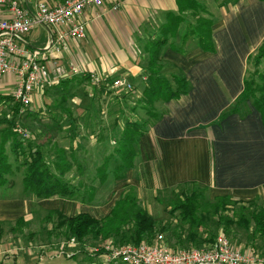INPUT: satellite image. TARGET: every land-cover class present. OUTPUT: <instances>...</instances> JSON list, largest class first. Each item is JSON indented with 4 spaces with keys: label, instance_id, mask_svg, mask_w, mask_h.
Returning a JSON list of instances; mask_svg holds the SVG:
<instances>
[{
    "label": "crops",
    "instance_id": "crops-1",
    "mask_svg": "<svg viewBox=\"0 0 264 264\" xmlns=\"http://www.w3.org/2000/svg\"><path fill=\"white\" fill-rule=\"evenodd\" d=\"M64 1L29 0V7L34 10L36 2L54 6ZM176 7V0H113L99 8H87L82 16L85 38L69 42V51L57 62L65 68L78 57L83 70L127 82L131 93L141 96L142 91L135 85L139 81L144 86V45L149 38L160 37L165 15L175 12ZM209 16L213 53L202 51L192 42L182 54L168 45L162 47L161 63L172 69L170 73L187 79L188 93L164 104L163 117L139 141L136 169L127 174L136 182L142 169L158 190L195 182L207 188L209 199L230 196L243 202L257 198L264 202L261 116L248 102L239 112L222 117L241 95L247 58L264 39V2L240 0L209 11ZM44 30L40 27L27 36L33 47H41ZM169 42L179 45V38L170 37ZM13 80L9 76L8 81ZM110 89L111 96L118 99L130 92ZM21 194L0 198V221L30 219L33 205L52 207L49 210L66 216L73 215L69 212L76 208L88 209L62 199L34 203L23 195L22 184Z\"/></svg>",
    "mask_w": 264,
    "mask_h": 264
},
{
    "label": "trees",
    "instance_id": "trees-1",
    "mask_svg": "<svg viewBox=\"0 0 264 264\" xmlns=\"http://www.w3.org/2000/svg\"><path fill=\"white\" fill-rule=\"evenodd\" d=\"M176 1V11L165 15L160 37L149 38L144 45L143 54L146 55V59L142 69L145 78L141 96L134 99L130 96L133 95L132 93L124 92L121 98L114 97V105L117 108L113 110L116 111V114L110 121V128H104L107 121L102 119L104 111L101 104H104L106 99H102L101 104L96 107V102L99 104V101L96 100L95 95L99 96L104 93L106 96H111L113 91L110 89V85L114 81V77L107 76L105 83L97 87L90 83L88 76L80 74L65 77L59 81L57 86L47 88V91L54 88V92L50 93L53 99L49 100V104H45L46 100L43 102V106L47 108L46 111L51 114L48 113L46 124L42 122L39 125L41 126V137H47V144L51 149L52 156L48 155L50 149L44 152L43 146L39 144L38 147L35 144L32 148H28L33 142L19 140L14 128L13 132L8 129L2 135L0 134L2 146L11 141V152L15 155V160L19 165L17 169L23 170L21 178L23 195L29 196L34 203L40 200L62 199L90 205L94 202L95 194L101 184L108 179L117 183L124 180L129 171L136 169L139 158L138 144L141 137L163 117L165 114L164 104L176 101L188 93L187 79L183 75L170 73L172 69L161 63L159 54L162 47L168 45L173 51L182 54L186 51L184 47L187 42H192L196 43L199 49L204 52L213 53L215 51L211 39L212 21L202 16L206 10L205 6L198 0ZM217 1L221 7H226L235 5L240 0ZM259 1L264 2V0ZM190 18H194L193 23ZM170 37L172 40L180 37L179 45L169 42ZM89 83L94 87L91 89L93 91L91 99L85 90L80 89L84 85L85 87L90 86ZM243 87L241 95L222 117L239 112L240 107L250 102L264 123V39L255 52L247 58ZM76 92L80 94L78 105L72 104ZM6 99L13 101L12 96H8ZM157 104L161 105L162 112L156 110ZM19 105L18 103L17 106ZM108 110L110 114H114L112 108H108ZM73 111L77 113L74 114ZM91 113L97 120L100 119L102 125L105 121L96 145L101 144L102 147L104 136L113 133L115 147L111 154H101L98 159L99 163L93 169L94 175L89 176L84 163L85 157L77 154L80 153L82 147L77 144L80 143V140L75 137L77 135L82 137L78 132L80 129L91 128ZM26 116L28 115L26 114ZM97 120L95 123H98ZM116 130H119V134ZM61 132L64 135L62 139L64 141L69 139L71 142L69 151L64 145L58 143L59 139L56 136ZM76 140L77 142H75ZM1 152L0 170H5V173L11 170V165L7 163V157L3 154L2 148ZM73 169L75 172L71 173V176L77 179L76 186L66 178V174ZM1 175L0 173V177ZM5 184L3 178L0 179V189L6 187ZM9 185L13 186V184ZM135 188L132 185H125L117 198L111 196L106 204L108 206L113 203L112 207L107 214L100 218H95L87 213L66 216L57 210L49 211L48 216H55L56 229L61 230L67 239L78 242L77 244L80 246H84L83 244L88 242H101L108 244L113 249L139 246L144 242H154L152 245H156L158 236L165 239L163 243L168 244L173 249L172 252L179 251L177 249H181L187 244L192 247L201 244L210 245L215 242L213 241L215 235L207 240L202 237V234L199 235V231L204 229L205 223L211 220L210 216H216L214 226L227 234L237 233L241 230L248 234V239L254 235L264 239V202L258 198L248 202L234 200L230 196L207 199L206 187L195 182H185L177 187V189L183 190L180 194L181 201L176 202L169 210L170 214L177 213V224L166 222L157 226L153 216L140 204L135 194ZM17 221L22 222L21 218ZM181 229L186 232V236L178 232ZM175 234L177 235L174 236ZM169 240L175 241L176 244L172 246ZM233 248H237V246L233 245ZM244 251L262 258L250 250Z\"/></svg>",
    "mask_w": 264,
    "mask_h": 264
},
{
    "label": "rangeland",
    "instance_id": "rangeland-1",
    "mask_svg": "<svg viewBox=\"0 0 264 264\" xmlns=\"http://www.w3.org/2000/svg\"><path fill=\"white\" fill-rule=\"evenodd\" d=\"M202 5L205 6V12L203 13L204 18L209 19V11L214 12V10L219 9L220 3L219 1H212V0H198ZM208 13V15H207ZM209 16V17H208ZM192 23L194 18H190ZM213 19L216 20L214 17ZM210 20L211 17H210ZM190 21V23H191ZM43 41H45V38L43 36ZM181 41V38L179 37V43ZM191 43V42H190ZM44 42H39V45L42 46ZM191 44H186V46L190 47ZM188 50V48H186ZM77 62V63H76ZM76 65L80 66L82 65L81 61L76 57ZM87 68V66H85ZM80 68H82L80 66ZM85 70V69H84ZM80 75V74H78ZM98 76L106 79L108 74H97ZM62 80V79H61ZM60 80V81H61ZM123 82L122 80H120ZM1 87H0V134L2 135L6 130H12L13 128L16 132L17 138L19 140H26L31 141L32 144L31 147L28 146V148H32L35 144L38 147V144L43 146V151L46 152L50 149V147L47 144V137L42 138L41 137V126L40 123L47 120L50 112L46 111V106H43V102L46 100L45 104H49V100L53 99V96H50L51 92H54V88L49 89L47 91L48 87L42 88V91L35 93L32 98V102L28 107H22L21 105H18V102L10 100L7 101V97L11 96V93L13 88L11 86V83L8 81V79H3L1 81ZM127 83V82H124ZM90 84V83H89ZM56 84L55 86H57ZM135 85V84H133ZM53 86V87H55ZM139 89V91H142L143 87L139 81H136V85ZM91 87V88H90ZM94 87L90 84V86H82L80 89L85 90L86 94L90 99L92 98L91 95L93 94ZM136 89V88H135ZM92 91V92H91ZM48 92V94H47ZM83 92V91H82ZM132 91L128 92L131 93ZM138 94L130 95L134 99L137 98ZM93 96V95H92ZM96 100L99 101V104L96 102V107H98L101 104L102 99H106V102L104 104H101L103 107L104 114L102 115V119L107 121V125H105V121H103L102 125L100 119L97 120L95 116H93V113H91L92 116H90V119L92 122L91 128L88 129H80L79 135L82 137H77L80 140V143H77L82 147L80 153H77L78 155H83L86 159L84 163L87 166V170L89 173V176L94 175V170L97 164L99 163V158L101 157V154H111L114 147H115V138H113V133L104 134V144L101 147V144L96 145L98 143V139L101 133V128L104 126L105 129L111 127V122L116 114L115 108H117L114 105V97L112 96H106L104 93L99 94V96L96 94ZM111 97V98H110ZM140 97V96H138ZM80 102V94L79 92H76L74 94V98L72 100V104L78 105ZM113 102V103H112ZM157 111L162 112V107L160 104H157ZM130 107V106H129ZM109 109L112 108V111L114 114H110ZM39 114V118L37 114ZM76 114L77 112H74ZM26 114L28 116H26ZM51 114V113H50ZM101 117V116H100ZM39 120V121H38ZM96 120L98 123H95ZM110 125H109V124ZM122 124V123H121ZM104 129V130H105ZM103 130V131H104ZM119 134V130H116ZM63 132V131H62ZM62 132L56 136L59 140V144L64 145L66 150L69 151L70 147V140L65 139V141L62 139L64 135H62ZM1 139V136H0ZM77 142V140L75 141ZM1 148L3 149V154L7 157V163L11 165V170H8L4 173L5 170L1 169L0 173L2 174L0 179L4 180L6 182V187H3L0 189V198L2 199H10V198H17L21 196V178L23 174V170H18L17 167L19 166L18 163L15 160V155L11 152V141H9L5 145L0 144V155H1ZM101 150V151H100ZM50 156L51 149L49 151ZM16 163V165H15ZM144 168V167H143ZM7 170V169H6ZM75 172L73 169L70 173L66 174V178L70 180L72 185H77V179L74 177L72 178V174ZM72 173V174H71ZM128 176V174H127ZM126 177V180H121L117 183H114L112 179H108L105 183L101 184L98 188L97 193L94 197V202L90 205H85V207H88L86 210H77L76 211L71 210L69 214H72L71 216H74L77 213H87L95 218H100L107 214L112 207L113 203H110L111 205H108L107 202L110 199L111 196L114 198H117L120 194L121 190L125 185H132L135 186V194L138 198L140 204L142 207L151 215L157 222V226L164 224V223H172L173 225L177 224L178 215L177 213L170 214L169 210L174 206V204L178 201H181L180 194L183 192V190L173 188L172 190H158L153 185V182L151 184V181L147 175L141 171L139 172L138 181L133 180L134 178L131 176ZM9 184H13V186H10ZM195 188V187H193ZM205 194L208 197V192H205ZM209 199V198H207ZM52 200V199H51ZM262 201V200H260ZM263 202V201H262ZM106 204V205H105ZM83 205V204H82ZM31 209V216L30 219H21L22 222L15 220L12 221H0V264H120L119 261H115L114 258L107 259L106 257L110 256V251L106 249L108 244H102L101 242H88L83 244L84 246H80L77 244L78 242L67 239V237L64 235V233L61 230L56 229V217L55 216H48V212L51 211L46 208L45 205L43 207H39L37 205H33ZM98 207V208H93ZM45 208V209H44ZM48 210V211H47ZM75 210V209H74ZM76 212V213H75ZM211 220L205 223L204 229L199 231V235L202 234L203 238L209 239L212 236H214V240L216 238L221 237L227 240L228 244L233 248L234 246H237L238 249L242 251L243 253L250 254L245 252L244 250H250L254 252L255 254L259 255L264 259V239H261L258 235H254L252 238L248 239V234L243 231H238L237 233H229L227 234L225 231H222V229H217L216 226H214V222H216V216H210ZM172 225V227H173ZM59 228V227H58ZM178 232H181L186 236V232L182 229ZM175 234L174 236H176ZM250 236V233H249ZM182 238L183 235H182ZM171 245H175V241H171ZM238 241L239 243L237 244ZM158 242V243H157ZM165 239H162L160 236H158L157 241L155 242L156 245H152V242H144L140 245H145L147 247L157 246L164 244L168 250H173L168 244L166 245ZM201 244L197 247H192L190 244H187L185 247L181 249H177L179 251L182 250H190V249H205L210 248L212 244ZM101 246V247H100ZM187 247V248H186ZM112 248V247H111ZM110 248V249H111ZM178 252V251H176ZM251 255V254H250ZM106 256V257H105ZM253 256V255H252Z\"/></svg>",
    "mask_w": 264,
    "mask_h": 264
},
{
    "label": "built area",
    "instance_id": "built-area-1",
    "mask_svg": "<svg viewBox=\"0 0 264 264\" xmlns=\"http://www.w3.org/2000/svg\"><path fill=\"white\" fill-rule=\"evenodd\" d=\"M113 0H65L54 6L29 0H0V81L13 77L11 96L22 107H28L33 95L44 87H52L73 75L88 76L99 87L105 79L69 63L62 67L57 60L69 51V42L85 38L82 20L87 8H99ZM113 10L117 6L112 7ZM45 27L44 44L33 47L27 36ZM111 88L131 90L128 83L114 80ZM110 256L120 264H264V259L233 249L226 239L218 237L210 248L172 252L165 246H124L113 249Z\"/></svg>",
    "mask_w": 264,
    "mask_h": 264
}]
</instances>
